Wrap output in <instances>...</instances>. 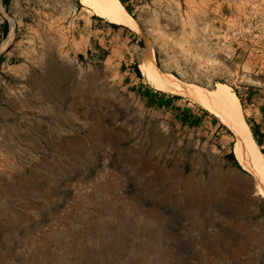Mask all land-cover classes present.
Wrapping results in <instances>:
<instances>
[{
	"label": "rangeland",
	"instance_id": "1",
	"mask_svg": "<svg viewBox=\"0 0 264 264\" xmlns=\"http://www.w3.org/2000/svg\"><path fill=\"white\" fill-rule=\"evenodd\" d=\"M123 1L137 31L82 0L0 5L16 50L0 66V264H264V197L245 214L211 180L236 166L235 135L184 97L171 110L142 95L158 90L141 69L150 48L206 87L250 82L255 60L206 62L220 0ZM232 90L264 134V90Z\"/></svg>",
	"mask_w": 264,
	"mask_h": 264
},
{
	"label": "bare ground",
	"instance_id": "2",
	"mask_svg": "<svg viewBox=\"0 0 264 264\" xmlns=\"http://www.w3.org/2000/svg\"><path fill=\"white\" fill-rule=\"evenodd\" d=\"M82 1L93 8L97 15L107 18L110 22L138 30L136 20L127 12L120 0ZM141 69L148 82L156 89L184 97L200 105L235 135V158L242 166L240 167L252 177L246 178L232 169L224 171L220 167L213 171L211 180L216 189L221 192L224 190L229 196L236 198L242 212L248 213L255 201L252 196L260 194L264 197V155L244 118L238 96L227 85L216 84V87H206L162 71L155 62L152 48L144 56Z\"/></svg>",
	"mask_w": 264,
	"mask_h": 264
},
{
	"label": "built area",
	"instance_id": "3",
	"mask_svg": "<svg viewBox=\"0 0 264 264\" xmlns=\"http://www.w3.org/2000/svg\"><path fill=\"white\" fill-rule=\"evenodd\" d=\"M227 8L216 20L214 31L207 37L206 62L231 63L239 58L255 60L254 69L248 72L253 77L234 88L263 89L264 80V0H220ZM239 69V65H235ZM241 71L246 72L243 68ZM243 75V74H242Z\"/></svg>",
	"mask_w": 264,
	"mask_h": 264
},
{
	"label": "trees",
	"instance_id": "4",
	"mask_svg": "<svg viewBox=\"0 0 264 264\" xmlns=\"http://www.w3.org/2000/svg\"><path fill=\"white\" fill-rule=\"evenodd\" d=\"M120 2L124 5L125 9L127 10L128 13L131 14V9L125 4V2L123 0H120ZM94 18L97 19H102L96 15H94ZM110 26L112 27H116L118 26L115 23H109ZM134 72L138 77H141V70H139V67H137V65H134ZM256 91H261V89H255V88H249L247 94L252 96V93H255ZM264 92V91H263ZM142 95L146 98L147 100V104L148 106H156L158 108H170L171 110L175 109L176 106H174L173 104V100L179 98V96L177 95H167L165 92L159 91V90H153V89H149L146 88L143 90ZM180 109L179 111H181L180 115H182L183 119V123H190L191 125H196L200 118L197 116H194V121L191 123L189 121L190 118V111L188 108H177ZM176 117H179V113L177 112ZM249 128L252 132L253 138L255 140V142L257 143V145H261L263 138H264V134H258V132H256V129L251 126L249 123ZM262 154L264 155V149H261ZM227 157L234 163V165L238 166L236 161L237 159L235 158V154L233 151H230L227 154ZM236 159V160H235Z\"/></svg>",
	"mask_w": 264,
	"mask_h": 264
},
{
	"label": "crops",
	"instance_id": "5",
	"mask_svg": "<svg viewBox=\"0 0 264 264\" xmlns=\"http://www.w3.org/2000/svg\"><path fill=\"white\" fill-rule=\"evenodd\" d=\"M12 0H0V5L4 6V8H7V6L11 3ZM216 2V0H214ZM89 23H91V27L94 28L95 22L89 19ZM11 22L7 16L2 14L0 11V66L3 67V65L6 63H10L11 61L16 60V54H15V44L13 38V28H11L10 31ZM75 37L79 39H83L84 35L81 33V31L75 35ZM7 39L3 46V42ZM260 103H263V100L260 101ZM264 107V106H263ZM263 132V130H260ZM264 143V138L263 141Z\"/></svg>",
	"mask_w": 264,
	"mask_h": 264
},
{
	"label": "water",
	"instance_id": "6",
	"mask_svg": "<svg viewBox=\"0 0 264 264\" xmlns=\"http://www.w3.org/2000/svg\"><path fill=\"white\" fill-rule=\"evenodd\" d=\"M236 160V159H235ZM237 161V160H236ZM237 164H238V162H237ZM229 168L230 169H232L233 171H235L236 173H238V174H240V175H243L244 177H246V178H250V175L249 174H247V172L245 171V170H243L241 167H240V165L238 164V166H229ZM179 170H182V169H179ZM194 174V170H192L191 172H190V176H192ZM201 176H202V174H201Z\"/></svg>",
	"mask_w": 264,
	"mask_h": 264
}]
</instances>
